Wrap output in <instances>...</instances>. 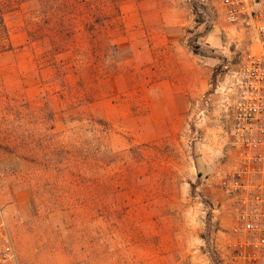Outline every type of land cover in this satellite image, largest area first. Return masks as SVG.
Here are the masks:
<instances>
[{
    "label": "rangeland",
    "instance_id": "1",
    "mask_svg": "<svg viewBox=\"0 0 264 264\" xmlns=\"http://www.w3.org/2000/svg\"><path fill=\"white\" fill-rule=\"evenodd\" d=\"M7 10L0 221L18 264H218L227 220L211 216L223 198L209 180L230 167L225 89L253 31L228 26L216 0Z\"/></svg>",
    "mask_w": 264,
    "mask_h": 264
},
{
    "label": "built area",
    "instance_id": "2",
    "mask_svg": "<svg viewBox=\"0 0 264 264\" xmlns=\"http://www.w3.org/2000/svg\"><path fill=\"white\" fill-rule=\"evenodd\" d=\"M216 3L228 26L253 31L258 47L244 52L225 89L231 118L230 167L217 172L209 187L223 198L210 210L211 216H224L227 227L216 230L212 250L218 264H264V15L259 0ZM195 120L203 123L205 110H198ZM0 264H18L4 220L0 221Z\"/></svg>",
    "mask_w": 264,
    "mask_h": 264
},
{
    "label": "trees",
    "instance_id": "3",
    "mask_svg": "<svg viewBox=\"0 0 264 264\" xmlns=\"http://www.w3.org/2000/svg\"><path fill=\"white\" fill-rule=\"evenodd\" d=\"M20 1L21 0H4V2H2V0H0V53L10 51L12 49L9 33L4 22V17L6 14V11L4 12V10H7L12 2Z\"/></svg>",
    "mask_w": 264,
    "mask_h": 264
},
{
    "label": "crops",
    "instance_id": "4",
    "mask_svg": "<svg viewBox=\"0 0 264 264\" xmlns=\"http://www.w3.org/2000/svg\"><path fill=\"white\" fill-rule=\"evenodd\" d=\"M197 85L195 84H192L191 86H189L188 84H187V86H185L186 87V91H187V93H188V95L191 93V95H192V97H194L195 95H198V93H199V89L196 87ZM190 92V93H189ZM185 97V96H184Z\"/></svg>",
    "mask_w": 264,
    "mask_h": 264
}]
</instances>
